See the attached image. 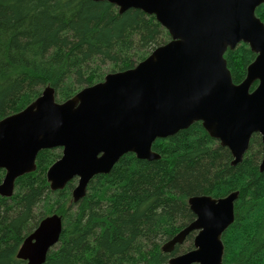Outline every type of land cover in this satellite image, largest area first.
<instances>
[{
  "label": "trees",
  "instance_id": "16d2710c",
  "mask_svg": "<svg viewBox=\"0 0 264 264\" xmlns=\"http://www.w3.org/2000/svg\"><path fill=\"white\" fill-rule=\"evenodd\" d=\"M264 22V3L256 9ZM170 34L138 8L123 13L109 1L0 0V120L24 109L47 86L64 101L110 72L134 67ZM234 82H241L256 54L241 42L225 53ZM158 159L126 153L107 174L94 176L73 202V179L52 191L47 170L62 154L41 150L36 170L16 180L11 197L0 195V264L17 257L39 222L61 215L63 229L44 264H164L193 247L162 246L190 224L194 195L224 197L238 191L235 219L222 236L224 261L264 264V170L262 140L253 134L243 159L233 165L228 147L201 122L157 138ZM5 169L0 168V183Z\"/></svg>",
  "mask_w": 264,
  "mask_h": 264
},
{
  "label": "water",
  "instance_id": "95a60500",
  "mask_svg": "<svg viewBox=\"0 0 264 264\" xmlns=\"http://www.w3.org/2000/svg\"><path fill=\"white\" fill-rule=\"evenodd\" d=\"M104 1V0H96ZM119 12L138 8L154 15L171 39L134 67L108 73L64 101L47 86L24 109L0 120V195L11 197L18 177L36 170L44 149L62 148L47 171L50 189L77 179L73 202L85 196L98 174H107L126 153L158 159L157 138L201 122L209 135L229 148L239 163L253 134L263 146L264 170V22L256 9L264 0H106ZM256 53L246 77L234 82L225 53L239 43ZM238 191L224 197L189 198L196 218L167 241L172 252L195 232L193 247L164 264H236L224 261L223 233L235 219ZM63 220L44 217L21 244L24 264H44L61 236Z\"/></svg>",
  "mask_w": 264,
  "mask_h": 264
},
{
  "label": "flooded vegetation",
  "instance_id": "af4514ba",
  "mask_svg": "<svg viewBox=\"0 0 264 264\" xmlns=\"http://www.w3.org/2000/svg\"><path fill=\"white\" fill-rule=\"evenodd\" d=\"M170 39H171V36H170ZM170 39H169V40H170ZM169 40H168V41H169ZM255 54H256V53H255ZM59 148H61V147H59ZM61 149H62V148H61ZM262 149H263V146H262ZM61 155H62V154H61ZM60 157H61V156H60ZM60 157H59V158H60ZM262 158H263V156H262ZM36 159H37V158H36ZM261 161H262V160H261ZM260 164H261V163H260ZM51 165H52V164H51ZM51 165H50V166H51ZM47 171H48V170H47ZM46 176H47V173H46ZM3 179H4V178H3ZM2 181H3V180H2ZM181 245H182V244H181Z\"/></svg>",
  "mask_w": 264,
  "mask_h": 264
},
{
  "label": "rangeland",
  "instance_id": "374dc122",
  "mask_svg": "<svg viewBox=\"0 0 264 264\" xmlns=\"http://www.w3.org/2000/svg\"><path fill=\"white\" fill-rule=\"evenodd\" d=\"M188 244H189L188 242H184V243H183V245H185V246L188 245Z\"/></svg>",
  "mask_w": 264,
  "mask_h": 264
}]
</instances>
